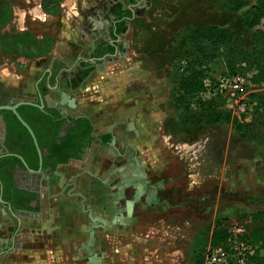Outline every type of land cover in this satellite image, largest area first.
<instances>
[{
  "label": "rangeland",
  "instance_id": "374dc122",
  "mask_svg": "<svg viewBox=\"0 0 264 264\" xmlns=\"http://www.w3.org/2000/svg\"><path fill=\"white\" fill-rule=\"evenodd\" d=\"M235 1L125 0L131 9L117 28L118 53L91 62L92 39L85 32L93 20L105 25L95 7L99 0H0V71L32 85L38 67L40 76L61 60L73 70L61 74L58 86L72 111L114 113L135 103L143 119L135 185L123 201L108 200L126 211H100L101 201L93 197L90 211H82L79 196L75 211L67 204L68 211H39V217L11 214L0 205V264H203L218 222L253 227L241 215L264 209V107L248 100L261 89L234 67L246 85L238 104L229 98L228 84L218 92L223 106L236 105L224 123L207 121L204 107L185 109L176 101L178 56L190 49V25H230L238 32L237 46H251L254 30L242 22L258 0H244L248 4L239 10ZM232 63L228 55L213 58L209 87L234 74ZM9 86L0 80V101L14 94ZM73 188L71 195L79 194Z\"/></svg>",
  "mask_w": 264,
  "mask_h": 264
},
{
  "label": "flooded vegetation",
  "instance_id": "af4514ba",
  "mask_svg": "<svg viewBox=\"0 0 264 264\" xmlns=\"http://www.w3.org/2000/svg\"><path fill=\"white\" fill-rule=\"evenodd\" d=\"M102 1L99 0L95 7L98 14H103L105 17L104 27H100L97 24V20H93L94 25L85 32L89 39H92L91 52L88 57L91 62L112 58L118 53V46L120 44L117 30L118 23L120 20L123 19L125 21L129 17L127 10L130 13L131 9V5L125 6V0H107L106 5L104 2L101 3ZM133 1L139 3L143 0ZM119 7L122 10L121 14ZM72 71L71 65L61 62V60H54L53 64L47 66L40 76L39 74L37 75L32 85L27 83V92L30 93L32 98L19 96L17 90L14 87H10V85L6 90L13 88L14 94H9L10 96L7 99L0 101V106L17 105V112L28 123L33 132L34 129L31 123L37 129L39 128V114H32V111L30 112L25 107L27 105L38 107L45 114L49 112V109H55L59 113L58 119L63 118V120L57 128L55 137L46 135L43 138L46 145L50 144V140L60 141L62 137H68L69 130L79 126V123L72 121L71 118L83 116L91 124L88 136L80 139V144L76 146L78 147L76 153H79V156H70L66 161H55V158L51 157V152L47 146L43 149L40 148L35 136L37 141V145L35 144V146L39 158L36 161L32 154L30 142L26 137L8 134L7 130L9 126L13 124L11 114H0L4 123V137L1 142L3 151H0V158H2L0 159V205L11 214L17 215L23 213L24 215H28L30 213H38L39 211H43L45 206L53 208L54 205L59 207V211H64L67 204L70 206L68 209L71 208V211H75L77 205L75 198H78V196L80 197L78 199L80 201V210L82 211L86 209L90 211L89 207L92 205L91 201L93 198L101 201L100 211H126L123 203L121 205H109L108 200L117 199L123 201L125 194L135 185L134 170L136 171V169L140 168L139 155L137 154L139 150L136 142L139 141L140 136L143 134V119L139 118L140 112L135 108V103L124 110L120 107L116 108L114 113L99 114L96 110L91 112L72 111L69 106L61 102L60 90L58 88L61 74L69 73L72 75ZM45 88L46 90L44 91ZM58 104L61 106L60 110L55 107ZM20 107L22 110L24 109L26 116L32 120L31 122L21 115ZM1 109L11 110L10 108ZM11 111L15 114L13 110ZM91 117L99 120L117 119L124 124V128L129 132V136L124 139L121 136H117L113 131H101L93 124ZM17 119L21 122L18 117ZM21 124L24 125L22 122ZM25 128L29 131L26 126ZM32 140L34 141L33 136ZM71 141L76 143L77 138L74 137ZM128 149L131 153L128 154L127 158L124 155H126ZM47 161L51 163L55 162V165L53 166L48 162L44 166V163ZM72 161L79 163L86 161L94 165L91 175L79 178L81 182H85V193L80 194L77 190V181L71 180L64 190L62 188L60 195L52 196V194L45 193V198L42 197L38 188L40 186L46 188L48 186L47 181L50 179L49 176L59 166L69 164ZM34 162L36 165L33 164ZM120 179L122 180L121 187H119ZM124 179L127 181L124 182ZM115 182L118 184L113 191L111 184ZM73 187L76 188V193L78 192L79 194H75V196L71 195L75 193ZM70 196L73 197L70 198Z\"/></svg>",
  "mask_w": 264,
  "mask_h": 264
},
{
  "label": "trees",
  "instance_id": "16d2710c",
  "mask_svg": "<svg viewBox=\"0 0 264 264\" xmlns=\"http://www.w3.org/2000/svg\"><path fill=\"white\" fill-rule=\"evenodd\" d=\"M247 4H245L244 0H236L234 7L239 10ZM119 8L121 14V7ZM127 11L129 15V10ZM263 17L264 0H258L257 3L245 9L242 25L248 30H254L251 34V46L247 49L237 46L235 39L238 32L237 29L230 25H190L188 27L189 31L186 32V37L190 49L178 56L180 71L176 79V101L179 106L185 109L192 108L193 106L204 107L207 121L209 122L224 123L230 121V109L221 104L222 101L218 92L216 94L213 93L215 87H217L216 84L209 87V83L207 84L205 81L207 78H210L208 69L209 63L213 61V58L228 55L231 58V62H233L231 65V68L234 70L233 73L237 72L234 67L241 68L243 72L249 73L248 78L251 86L261 89L253 91L251 98L249 97L248 100L257 101V108H259L258 106L264 107V28L255 29L261 23ZM123 24L124 20L122 19L118 23V30H120ZM207 92H210L209 96H206ZM25 108L30 112L32 111V114H39V128L37 129L32 123L31 125L41 149L47 146L51 152V157H54L57 162L66 161L70 156H79V153H76L78 149L76 146L80 144V139L88 136L91 130V124L86 117L71 118L72 121H77L79 126L71 128L68 137L64 136L60 141L50 140V144L46 145L43 138L46 135L55 137L54 135L63 118L58 119L59 113L55 109H49V112L45 114L38 107L27 105ZM6 113L11 114L13 123L7 130L8 134L26 137L30 142L34 158L36 161L39 160L37 148L29 131H27L11 110H0V114L5 115ZM20 113L27 121H32L26 116L24 109L22 110L21 107ZM74 137L77 138L76 143L71 141ZM48 162L44 163V166ZM33 164L36 165L35 162ZM51 164L54 166L55 162ZM246 216L254 223L251 229L247 230L245 228L244 234L240 236L253 244L255 248L253 255L249 259V264H264V209H252L247 214L241 215L242 218ZM229 227H224L220 222L217 223L212 232L214 240L212 246L226 242L230 235ZM202 258L200 259V263L203 262Z\"/></svg>",
  "mask_w": 264,
  "mask_h": 264
},
{
  "label": "crops",
  "instance_id": "0c3cea01",
  "mask_svg": "<svg viewBox=\"0 0 264 264\" xmlns=\"http://www.w3.org/2000/svg\"><path fill=\"white\" fill-rule=\"evenodd\" d=\"M36 73L39 74V67L36 69ZM17 76V77H16ZM10 78V79H7ZM6 75L5 70L0 71V80L6 84L11 85L14 87L19 96L32 98L30 93L28 94L27 90V81L23 79V77L19 76L18 74H14V77ZM29 96V97H28ZM57 109H61V106L55 105ZM92 116V115H91ZM92 118V117H91ZM93 124L100 129L101 131L105 132H115L117 136H121L122 138H126L129 136V132L125 130L124 124L119 122L117 119L109 118V119H102L99 120L95 117L92 118ZM4 137V123L2 118L0 117V151H3V147L1 146V142ZM94 165L88 162H76L72 161L69 164H65L59 166L53 174L49 176V180L47 181L48 186L46 188L40 186L38 189L41 192V196L45 198V193L52 194V196L60 195L62 188L64 190L65 186L71 181H77V190L80 194L85 193V182L79 179L80 177H84L86 175H91L93 170L92 168ZM43 211H59V207L54 205L53 208L45 206ZM30 217L37 216L39 217V213H30L28 214Z\"/></svg>",
  "mask_w": 264,
  "mask_h": 264
},
{
  "label": "built area",
  "instance_id": "2783aa9c",
  "mask_svg": "<svg viewBox=\"0 0 264 264\" xmlns=\"http://www.w3.org/2000/svg\"><path fill=\"white\" fill-rule=\"evenodd\" d=\"M225 83L218 84L214 94L222 92V86L228 84V94L230 99L238 104L237 97L242 93L246 85V79L240 72H236L231 77H225ZM220 88V89H219ZM207 92L206 96H209ZM233 103H225L224 107L234 108ZM243 110V107L240 108ZM230 235L225 243L209 246L203 254V264H249V259L254 253V245L247 242L240 236L245 232L242 225H232L229 227Z\"/></svg>",
  "mask_w": 264,
  "mask_h": 264
},
{
  "label": "water",
  "instance_id": "95a60500",
  "mask_svg": "<svg viewBox=\"0 0 264 264\" xmlns=\"http://www.w3.org/2000/svg\"><path fill=\"white\" fill-rule=\"evenodd\" d=\"M16 106L17 105H3V106H0V108H10L11 110H13L15 112V114L17 115V117L21 120V122L28 128L29 132L33 136V139L35 141V144L37 145V141H36V138H35V135H34L33 130L30 128V126L28 125V123L19 115V113L16 110Z\"/></svg>",
  "mask_w": 264,
  "mask_h": 264
},
{
  "label": "bare ground",
  "instance_id": "6f19581e",
  "mask_svg": "<svg viewBox=\"0 0 264 264\" xmlns=\"http://www.w3.org/2000/svg\"><path fill=\"white\" fill-rule=\"evenodd\" d=\"M99 22V21H98ZM89 45V44H88Z\"/></svg>",
  "mask_w": 264,
  "mask_h": 264
}]
</instances>
